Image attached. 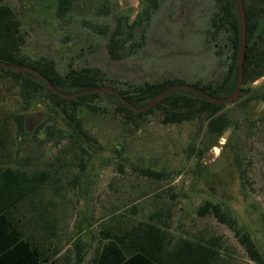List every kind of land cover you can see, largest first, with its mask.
<instances>
[{"label":"rangeland","instance_id":"obj_1","mask_svg":"<svg viewBox=\"0 0 264 264\" xmlns=\"http://www.w3.org/2000/svg\"><path fill=\"white\" fill-rule=\"evenodd\" d=\"M74 2L69 24L52 16L51 0H26L16 9L22 54L52 61L61 76L71 65L92 70L104 86L123 92L165 80L218 86L227 72L230 34L212 27L219 15L216 0H159L140 47L120 60L109 57L104 35L92 28H112L116 16L132 22L146 0H108V13L102 0ZM243 88L247 93L218 113L238 129L229 127L217 138L203 121L166 123L158 110L126 118L114 100L100 98L98 110L82 116L88 139L81 138L82 149H75L60 106L40 92L24 111L17 84L0 72V168L33 179L36 190L28 200L45 211L42 226L24 222L26 234L48 249L56 264H95L105 232L127 244V235L146 225L161 233L163 254L184 241L208 242L218 264H264V127L257 124L250 134L246 129L264 110V77ZM18 113L27 116L21 134L14 121ZM236 146L242 180L233 165ZM146 170L159 177L145 176ZM205 202L219 205L232 228L199 216ZM30 215L24 213L23 220ZM239 234L252 240L260 263L248 257Z\"/></svg>","mask_w":264,"mask_h":264},{"label":"trees","instance_id":"obj_2","mask_svg":"<svg viewBox=\"0 0 264 264\" xmlns=\"http://www.w3.org/2000/svg\"><path fill=\"white\" fill-rule=\"evenodd\" d=\"M25 1L0 0V61L37 70L57 90L65 94L93 90L104 86V79L92 70L80 69L71 65L67 72L61 76L55 71L52 61L43 57L30 58L22 54L24 45L20 33L22 20L16 9L24 7ZM216 1L219 7V15L211 24L214 31H219L224 27L229 32L232 49L231 62L218 86L210 84L204 86L195 84L193 86L212 97L221 98L231 93L236 79L239 22L233 0ZM242 1L246 18V50L243 83L238 96L247 93V90L243 88L246 84H252L264 77V0ZM102 2L105 13L110 12L111 7L108 0H102ZM146 3L147 7L138 13L130 23L128 18L116 16L112 28L109 26L92 28L98 33L97 35H104L107 53L112 60H120L140 47L149 19L152 13L157 10L159 0H146ZM51 5L54 8L52 16L56 17L58 21L69 24L72 19L74 20V16L71 15L76 6L74 0H51ZM0 72L11 77L17 84L22 101L26 105L22 108L24 111L30 105L35 104V98H38L40 92L46 94L53 106H60L67 119L68 136L76 143L75 149H82L77 145L79 141H82L81 138L88 139L81 125L82 116L89 112H96L98 110L96 100L104 97L114 100L117 105L116 109L120 113H124L126 118L127 116L150 115L154 110H158L163 113V119L166 123L203 121L208 134L216 138L220 137L229 127H232L234 132L238 129L237 124H232L224 115L218 114L224 106L202 100L196 94L185 90H177L168 94L146 112L133 113L112 94H91L72 99H62L52 94L46 85L32 74L2 68H0ZM177 84L180 83L165 80L159 84H145L136 91H118L129 103L139 108L147 105L166 88ZM251 99L249 98V100ZM26 117V115L19 113L14 115L16 130L19 134L25 132ZM257 124L264 127V110L256 119L248 122L246 129L249 134ZM39 127L40 125L36 127V131L40 129ZM47 132L52 133L50 128ZM228 143L227 140L225 145L228 146ZM237 149L236 146L231 153L233 165L242 180L245 170L242 165V157L239 152H236ZM78 164L83 167L85 162L79 160ZM145 176L153 178L159 177V174L146 170ZM32 180L17 170L0 168V264H56L51 256L47 255L48 249L44 251L38 242L26 234L24 222L28 226L31 221L36 223L34 227L42 226L45 213L44 210L41 212L40 208L32 206L33 201L28 200L34 197L36 190L31 185ZM29 211L33 212L34 215H30L32 218H27L24 221L22 215L29 213ZM197 213L201 217L210 215L219 223L232 226L228 214L217 204L205 202L198 208ZM34 216L36 219H33ZM159 233L157 228L146 225L145 228H140L138 232L135 229V232L127 235L126 244L118 235L105 232L103 240L106 243L101 247L95 264H218L219 256L208 242L202 244L184 241L181 245H177L163 254L160 252V247L164 241L163 237L160 236L161 233ZM239 243L252 261L257 263L262 261L261 255L247 235L239 234Z\"/></svg>","mask_w":264,"mask_h":264},{"label":"water","instance_id":"obj_3","mask_svg":"<svg viewBox=\"0 0 264 264\" xmlns=\"http://www.w3.org/2000/svg\"><path fill=\"white\" fill-rule=\"evenodd\" d=\"M236 9H237V15H238V22H239V32H238V51L236 56V72H235V83L233 86V89L230 94L227 96L221 97V98H215L207 93L203 92L202 90L194 87L193 85L188 84H177L170 86L160 92L151 102H149L147 105L143 107H135L131 103H129L122 95L121 93L112 87L109 86H102L93 90H87V91H81V92H75L71 94H65L57 90L50 81L44 77L40 72L37 70L27 67V66H16L13 64H7L0 61V68L4 70H10L14 72H20V73H29L36 77H38L47 87V89L54 95L58 96L62 99H72L78 96L83 95H91V94H112L114 95L126 108H128L133 113H143L146 112L148 109L155 106L157 103H159L165 96L168 94L177 91V90H185L192 92L199 96L202 100H206L212 104L216 105H222L226 106L231 104L238 96L240 89L242 87L243 83V66H244V60H245V50H246V18H245V11H244V4L242 0H233Z\"/></svg>","mask_w":264,"mask_h":264},{"label":"crops","instance_id":"obj_4","mask_svg":"<svg viewBox=\"0 0 264 264\" xmlns=\"http://www.w3.org/2000/svg\"><path fill=\"white\" fill-rule=\"evenodd\" d=\"M105 243H106V241H105V242H103L102 246H103Z\"/></svg>","mask_w":264,"mask_h":264},{"label":"flooded vegetation","instance_id":"obj_5","mask_svg":"<svg viewBox=\"0 0 264 264\" xmlns=\"http://www.w3.org/2000/svg\"><path fill=\"white\" fill-rule=\"evenodd\" d=\"M113 88V87H112Z\"/></svg>","mask_w":264,"mask_h":264}]
</instances>
